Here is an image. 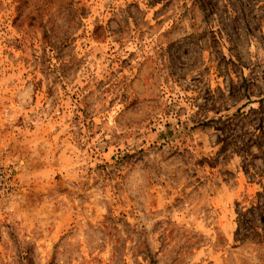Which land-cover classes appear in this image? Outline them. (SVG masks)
I'll list each match as a JSON object with an SVG mask.
<instances>
[{
    "label": "rangeland",
    "instance_id": "rangeland-1",
    "mask_svg": "<svg viewBox=\"0 0 264 264\" xmlns=\"http://www.w3.org/2000/svg\"><path fill=\"white\" fill-rule=\"evenodd\" d=\"M0 264H264V0H0Z\"/></svg>",
    "mask_w": 264,
    "mask_h": 264
}]
</instances>
